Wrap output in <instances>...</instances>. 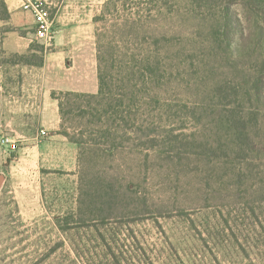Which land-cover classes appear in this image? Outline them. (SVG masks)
Returning a JSON list of instances; mask_svg holds the SVG:
<instances>
[{
  "label": "rangeland",
  "instance_id": "rangeland-1",
  "mask_svg": "<svg viewBox=\"0 0 264 264\" xmlns=\"http://www.w3.org/2000/svg\"><path fill=\"white\" fill-rule=\"evenodd\" d=\"M46 1L54 19L64 0ZM90 10L93 45L78 51L87 60L57 73L99 87V48L109 93L135 92L120 113L135 125L119 114L103 122L115 135L107 154L92 93L56 92L59 133L86 141L75 145L83 161L45 175L44 215L22 213L0 185V264H264V148L238 157L221 124L231 104L264 120L244 91L264 70V0H99ZM91 182L129 196L105 208V223L99 205L86 211Z\"/></svg>",
  "mask_w": 264,
  "mask_h": 264
},
{
  "label": "crops",
  "instance_id": "crops-1",
  "mask_svg": "<svg viewBox=\"0 0 264 264\" xmlns=\"http://www.w3.org/2000/svg\"><path fill=\"white\" fill-rule=\"evenodd\" d=\"M5 2L11 19L9 23L0 21V138L9 136L18 147L7 156V149L0 146V175H3L0 185L3 184L2 190L9 184L22 213L44 215L45 175L61 169L68 161L76 165L78 160L75 144L59 133L60 106L52 93L86 91L96 94L99 90L97 85L94 89L83 88V78L68 81L57 72L63 66L67 68V62L74 67L87 60L78 58V51L83 48L86 55L89 53L87 45H93L94 27L90 19L93 10L90 8L99 0H64L54 17L58 29L51 46L37 39L33 16L22 10V0ZM5 27L13 31L4 32ZM35 45L40 46L39 51L33 50ZM36 52L43 59L41 67L11 58ZM91 56L93 58V52ZM42 130L47 131L48 136L37 141ZM12 156L15 158L4 169L6 159Z\"/></svg>",
  "mask_w": 264,
  "mask_h": 264
},
{
  "label": "trees",
  "instance_id": "trees-1",
  "mask_svg": "<svg viewBox=\"0 0 264 264\" xmlns=\"http://www.w3.org/2000/svg\"><path fill=\"white\" fill-rule=\"evenodd\" d=\"M11 19V13L9 11L8 5L6 4L5 0H0V21H3L5 23H9ZM4 32H10L13 31L11 27H5L3 30ZM230 34L227 32L226 37L228 38ZM34 51H39L40 46L35 45L33 46ZM99 54L97 55L98 63H99V90L96 94H89L88 97L91 99H96L99 108H94V111H99V114L94 117V119L99 120V122L103 125V122L109 123L112 119L116 118V116L121 113V109L124 107L126 100H128L133 105L135 103L136 95L134 91H131L129 86H126V89L128 92L125 94H121L122 98L115 99L110 91L109 83L106 81V77H104V62L101 56V50L98 48ZM13 61L33 65L35 67H41L43 65V59L40 57L37 52L35 54H29V55H15L11 57ZM136 87V86H135ZM243 88V86H242ZM244 89V88H243ZM245 95L249 97H253V99L256 101L255 107L262 108L264 104H262V98L264 97V70L260 73L259 77L254 81V85L250 90H245ZM67 96H74L76 98L85 97L83 94L80 93H74V92H67ZM226 97V96H225ZM52 98L59 101L60 106V113L62 117H65L64 112V104L61 102V98L57 95L56 92L52 93ZM244 103V100H242V104ZM91 104V102H89ZM234 104V103H233ZM232 105V104H231ZM230 106H226L227 110L226 113L223 115L221 124L223 127L226 128L228 133V138L230 142L229 149L232 150L231 147H234L237 149V156L244 158L246 160L247 158H254L259 157V155L262 154L263 148H264V142L262 138L264 137L262 135L263 131V115L262 112H245L242 109H238L237 107L233 110L229 109ZM244 105V104H243ZM80 108V107H79ZM77 108V109H79ZM245 108V106H244ZM240 110V111H239ZM260 113V114H259ZM83 114H88V112L83 110ZM122 118V117H121ZM125 125L130 127L132 129L134 127V123L132 120H127L124 117L122 118ZM62 135H64L71 143L77 145L79 147V150H83V144H85L86 141L83 140V138H78L77 136H71L69 132H62ZM98 139H106V144L108 145L107 148H104L105 153H110L113 148H116L115 144V135L112 133L110 128H100V130L97 132ZM150 135H147V139H149ZM154 139V138H153ZM15 157L12 156L8 160L9 162L12 161ZM79 166L80 163L83 161V153H79ZM95 182V181H93ZM91 182V189H86L84 192V195L82 199L87 201L86 211L92 212L94 209V206L99 205L101 209L100 211L101 216V222L105 223V220H109L111 216V210L114 208H118L119 203H121V197L124 196L125 199L129 198L128 195H126L122 190H115L114 185L110 183H104V182H98L93 183ZM89 184V185H90ZM102 192V193H101ZM123 198V199H124ZM133 199V198H132ZM123 203V201H122ZM147 205V200L145 201ZM144 203V204H145ZM114 206V208H113ZM105 208L109 209V216L105 217ZM83 209H82V215H84ZM113 216V215H112ZM111 216V217H112ZM83 219V218H82Z\"/></svg>",
  "mask_w": 264,
  "mask_h": 264
},
{
  "label": "built area",
  "instance_id": "built-area-1",
  "mask_svg": "<svg viewBox=\"0 0 264 264\" xmlns=\"http://www.w3.org/2000/svg\"><path fill=\"white\" fill-rule=\"evenodd\" d=\"M22 10L33 16L36 31L35 35L38 40L43 41L47 46H51L55 40L56 29L55 22L52 17L51 4L46 0H22ZM48 136L47 131L42 130L38 134L36 140L41 141ZM9 137L0 138V146L8 148L12 146L16 149V144Z\"/></svg>",
  "mask_w": 264,
  "mask_h": 264
}]
</instances>
